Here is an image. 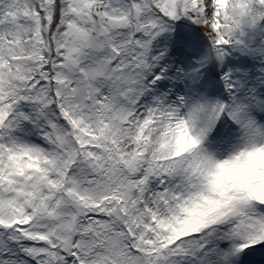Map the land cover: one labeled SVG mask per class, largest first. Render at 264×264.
Segmentation results:
<instances>
[{"label": "snow or ice", "instance_id": "1", "mask_svg": "<svg viewBox=\"0 0 264 264\" xmlns=\"http://www.w3.org/2000/svg\"><path fill=\"white\" fill-rule=\"evenodd\" d=\"M0 264H264V0H0Z\"/></svg>", "mask_w": 264, "mask_h": 264}]
</instances>
